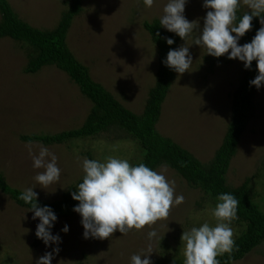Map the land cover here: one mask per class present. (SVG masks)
Listing matches in <instances>:
<instances>
[{
    "label": "rangeland",
    "instance_id": "374dc122",
    "mask_svg": "<svg viewBox=\"0 0 264 264\" xmlns=\"http://www.w3.org/2000/svg\"><path fill=\"white\" fill-rule=\"evenodd\" d=\"M8 1L19 17L46 29L56 25L65 9L63 0ZM168 2L154 0L149 8L143 0H82L83 10L73 18L66 34L70 51L88 67L92 79L135 113L144 108L158 66L156 45L142 22L160 20ZM203 5L204 0H186L183 13L190 22L199 24L200 30L211 10ZM238 10L251 11L243 0ZM261 27L264 25L260 23L258 30ZM199 29H194L187 40H179L175 47H188L193 63L182 75L175 71L155 128L207 163L220 145L230 119L229 96L237 85L242 61L229 59V54L214 63L205 60L204 56L212 55L194 43ZM25 65L26 49L9 37L0 38V171L10 186L23 191L31 187L38 193L37 198L52 201L69 184L83 179L85 158L105 162L106 157L114 156L131 164L137 148L116 127L62 143L31 141L32 154L38 155L40 146L47 147L58 157L61 169L59 181L47 189L41 187L34 177L43 169L33 168L29 141L20 136L78 128L91 102L55 65H44L34 73H26ZM256 101L257 115L240 136L226 181L236 186L258 173L251 180V191L264 195V85L257 91ZM155 171L175 182V196L183 195V203L174 205L166 220L139 231L130 230L127 235L117 230L106 239L85 238L82 216L74 213L54 221L51 232L61 237L59 245L42 243L33 247V232L40 219H33L34 211L17 205L0 191V264H36L56 247L60 252L54 254L52 264H131L132 255L146 250L147 234L152 230L157 232L153 252L142 259L150 258L152 264L164 260L166 264H178L176 258L185 260L183 232L205 222L215 226L217 221L211 215L215 203L206 199L201 190L188 186L171 168L162 165ZM65 225L69 227L67 233L62 231ZM230 227L234 233V227ZM232 264H264V243Z\"/></svg>",
    "mask_w": 264,
    "mask_h": 264
},
{
    "label": "trees",
    "instance_id": "16d2710c",
    "mask_svg": "<svg viewBox=\"0 0 264 264\" xmlns=\"http://www.w3.org/2000/svg\"><path fill=\"white\" fill-rule=\"evenodd\" d=\"M63 3L65 9L61 12L58 22L53 28L46 29L31 25L19 17L8 0H0V38L9 37L26 49L24 71L34 73L44 65H55L68 74L70 79L78 85L80 92L91 102V107L80 127L54 134L21 135V139L29 142L39 141L48 145L70 139L78 140L96 136L116 127L115 129L118 128L123 135L126 134L124 138L130 140L137 148L136 155L131 162L132 166L143 163L155 170L165 165L184 179L188 186L201 190L206 199L215 203L213 205L215 207L219 202L217 197L221 193L233 194L239 201L237 218L231 222L234 227V247L231 253L217 257L220 264H232L233 261L241 259L255 247L263 244L264 195L251 191V180L257 177L258 173L246 177L236 186L226 181L230 159L236 152L240 136L250 120L257 115L256 94L259 89L255 85H250V81L258 75L257 61L252 62L251 68H245V62L242 61L237 85L229 96L230 119L222 141L211 159L203 163L190 151L171 138L160 134L155 128L162 102L175 74V71L169 68L164 61L168 52L175 50L178 41L182 38L163 27L158 18L142 22L144 29L156 45L158 66L155 82L148 90L144 108L141 113H135L123 106L103 85L94 81L88 67L70 51L66 43V34L73 18L82 12L83 6L82 0H63ZM245 13L237 10L236 23ZM259 25L260 17H253L252 28L239 38L238 44L242 46L250 43L257 34ZM166 38H172L175 42L169 45ZM218 58L204 56V59L210 63L216 62ZM82 182L81 178L74 184H69L67 189L52 201L37 198V203L41 207L49 206L57 218L78 213L74 211V207L79 204V201L73 199L72 192H78L77 187ZM0 191L7 194L17 205L31 210L30 204L19 199L24 191L10 186L1 171ZM37 226L31 242L33 247L44 243L36 236ZM176 260V263L184 264V259L176 258ZM165 262L166 260L156 264H166ZM171 262L172 260H169V263Z\"/></svg>",
    "mask_w": 264,
    "mask_h": 264
},
{
    "label": "clouds",
    "instance_id": "9594fccd",
    "mask_svg": "<svg viewBox=\"0 0 264 264\" xmlns=\"http://www.w3.org/2000/svg\"><path fill=\"white\" fill-rule=\"evenodd\" d=\"M240 2L204 0L203 6L211 10L207 12L200 30L199 24L190 22L183 14L186 0H169L164 6L160 24L184 40L189 38L194 29H199L200 35L194 43L206 48L207 54L214 57L229 54V59L238 58L245 62V68H251L252 62L257 61L258 75L250 81V85L259 89L264 85V27L257 31L250 43L241 46L238 40L252 28L253 17H260V23L264 25V0H243V4L251 11L246 12L236 23ZM143 3L150 8L154 0H143ZM166 42L172 45L175 41L166 38ZM164 63L177 73L184 74L193 63L189 48L181 46L170 50ZM29 154L32 156L33 168L43 169L34 177L41 187L47 189L59 181L61 169L57 165L58 157L55 153L40 146L39 154H32L29 142ZM82 167L85 173L83 182L79 183L78 192H72V197L79 201L74 211L82 216L85 238L106 239L117 230L127 235L130 230L139 231L146 226L151 227L157 221L166 220L171 208L184 201L183 195L175 196L174 181L169 182L165 175L143 163L132 166L127 159L108 156L105 162L85 158ZM37 197L38 193L30 187L21 193L19 199L31 205L33 219H40L36 236L46 245H59L61 237L51 232L57 216L49 206H39ZM217 200L219 202L211 210V215L217 221L215 226L205 222L183 232L184 264H220L217 257L232 252L234 234L230 224L237 218L239 201L230 193H221ZM62 231L67 233L69 227L65 225ZM156 238L155 230L148 232L146 250L142 254L132 255L131 264H152L150 258L141 257L153 252V241ZM59 252V247L46 252L36 264H52L54 254Z\"/></svg>",
    "mask_w": 264,
    "mask_h": 264
}]
</instances>
